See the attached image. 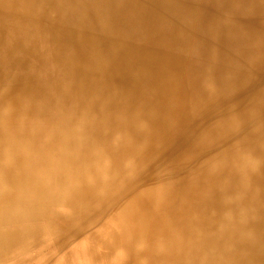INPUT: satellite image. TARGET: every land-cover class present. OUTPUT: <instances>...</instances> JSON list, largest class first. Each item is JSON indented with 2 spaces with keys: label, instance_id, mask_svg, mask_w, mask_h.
Wrapping results in <instances>:
<instances>
[{
  "label": "bare ground",
  "instance_id": "1",
  "mask_svg": "<svg viewBox=\"0 0 264 264\" xmlns=\"http://www.w3.org/2000/svg\"><path fill=\"white\" fill-rule=\"evenodd\" d=\"M9 170L83 264H264V0H0Z\"/></svg>",
  "mask_w": 264,
  "mask_h": 264
},
{
  "label": "rangeland",
  "instance_id": "2",
  "mask_svg": "<svg viewBox=\"0 0 264 264\" xmlns=\"http://www.w3.org/2000/svg\"><path fill=\"white\" fill-rule=\"evenodd\" d=\"M17 172L18 171H14V170H9V171H4V172L0 171V179L4 177L14 179ZM20 173L26 174L27 172H20ZM57 192H58L57 189H55V194ZM3 204L4 202L0 200V205H3ZM24 233L25 234H21L20 236V235H16V232L13 231L12 229H1L0 231V264H12V263L13 264H59L57 263L58 261H54L55 259L53 255L56 253L59 255L61 254V256L67 255V257H69L65 261L67 264H83L84 263V261L81 259V256L78 257L79 255L78 253H76L74 257H72L71 255L72 253L71 251H75L74 247L76 246V243L82 240L83 237H80L79 239L74 241L72 244H69V245L64 244L63 246L59 247L58 243L56 242V237L58 234H54V233L52 234L49 231L43 232L40 234L38 233V235H35L34 237L31 238L33 239L31 241L29 238V235L26 234V232ZM36 236H37V239H36ZM52 240L55 243L54 246H52L53 245ZM64 246H67V247H64ZM57 250H59L60 253Z\"/></svg>",
  "mask_w": 264,
  "mask_h": 264
}]
</instances>
